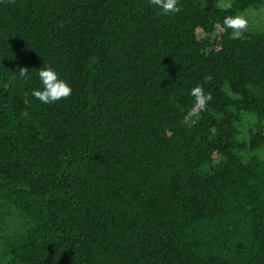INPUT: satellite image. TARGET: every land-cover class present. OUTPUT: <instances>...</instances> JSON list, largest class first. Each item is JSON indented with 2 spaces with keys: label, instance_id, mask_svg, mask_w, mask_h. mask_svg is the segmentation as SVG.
I'll return each instance as SVG.
<instances>
[{
  "label": "trees",
  "instance_id": "16d2710c",
  "mask_svg": "<svg viewBox=\"0 0 264 264\" xmlns=\"http://www.w3.org/2000/svg\"><path fill=\"white\" fill-rule=\"evenodd\" d=\"M230 2L0 0V264H264V31L223 26L264 0Z\"/></svg>",
  "mask_w": 264,
  "mask_h": 264
},
{
  "label": "clouds",
  "instance_id": "9594fccd",
  "mask_svg": "<svg viewBox=\"0 0 264 264\" xmlns=\"http://www.w3.org/2000/svg\"><path fill=\"white\" fill-rule=\"evenodd\" d=\"M150 4L161 9L162 14L179 12L178 0H149ZM214 6L221 10L227 11L232 7L230 0H214ZM223 26L231 29L230 38L233 40H243L244 33L248 28L247 19L240 14H229L223 19ZM27 67L17 66L15 72L21 79H28ZM38 77L41 81L42 88H37L32 91V96L44 104H51L56 101L66 99L72 94V88L65 80L59 78L57 72L50 66L41 67L38 69ZM5 88L8 84L5 83ZM189 94L194 98L192 107L187 111L185 120L194 122L199 120L200 113L206 109L208 102L213 97L211 93H205L201 85H196L190 89Z\"/></svg>",
  "mask_w": 264,
  "mask_h": 264
},
{
  "label": "rangeland",
  "instance_id": "374dc122",
  "mask_svg": "<svg viewBox=\"0 0 264 264\" xmlns=\"http://www.w3.org/2000/svg\"><path fill=\"white\" fill-rule=\"evenodd\" d=\"M214 2V0H212ZM248 21L249 29L264 31V4L257 9H249L242 14ZM258 157L264 158V146L248 152Z\"/></svg>",
  "mask_w": 264,
  "mask_h": 264
}]
</instances>
